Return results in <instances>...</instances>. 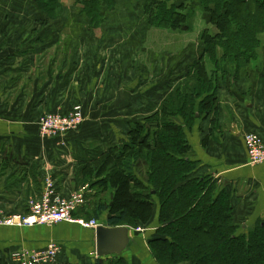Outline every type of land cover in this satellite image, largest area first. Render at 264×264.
<instances>
[{
    "label": "crops",
    "instance_id": "crops-1",
    "mask_svg": "<svg viewBox=\"0 0 264 264\" xmlns=\"http://www.w3.org/2000/svg\"><path fill=\"white\" fill-rule=\"evenodd\" d=\"M78 12L72 19L64 6L61 17L49 18L35 0H0V206L6 214H28L29 201L48 179L62 196L89 184L90 211L106 224L110 210L101 206L112 189L101 184L106 169L101 154L121 149L132 124L150 129L167 95L182 88L192 64L203 57L200 39L164 52L152 47L148 27L133 34L131 20H118L125 40L120 45L115 15L105 12L103 24L94 28L81 7ZM258 62L219 75L214 109L183 124L188 156L196 164L191 177L211 176L228 194L239 224L264 221V161L249 163L243 140L248 132L264 138V54ZM76 104L83 113L76 129L40 135L37 123L44 113L66 114ZM152 201L150 223L143 231L132 229L136 243L125 252V264H158L148 246L159 225V200ZM94 230L67 222L0 226V264H11L16 250L41 249L51 240L61 246L55 264H94Z\"/></svg>",
    "mask_w": 264,
    "mask_h": 264
},
{
    "label": "trees",
    "instance_id": "trees-1",
    "mask_svg": "<svg viewBox=\"0 0 264 264\" xmlns=\"http://www.w3.org/2000/svg\"><path fill=\"white\" fill-rule=\"evenodd\" d=\"M35 1L50 18L59 17L65 6L61 8L60 0ZM192 1L154 0L146 9L150 27L192 31L197 12L189 7ZM197 1L205 14L200 19L206 26L197 37L204 45L203 57L192 64L182 88L167 95L160 116L151 117L150 129L135 126L130 147L122 145L113 157L101 154V167H106L101 184L112 189L108 204L101 207L110 210L106 225L145 228L156 196L159 225L148 246L158 264H264V221L236 223L228 194L216 181L209 175L191 177L196 164L188 156L183 125L172 119L180 117L187 125L196 114L210 113L219 77L257 59L264 46V0ZM73 2L99 28L115 0ZM94 264L125 262L113 256L97 258Z\"/></svg>",
    "mask_w": 264,
    "mask_h": 264
},
{
    "label": "built area",
    "instance_id": "built-area-1",
    "mask_svg": "<svg viewBox=\"0 0 264 264\" xmlns=\"http://www.w3.org/2000/svg\"><path fill=\"white\" fill-rule=\"evenodd\" d=\"M83 120L81 105H74L66 114L59 112H46L38 122L39 132L43 137H57L76 129ZM248 161L257 164L264 161V138L255 132L243 135ZM88 185H83L67 196L56 192L52 181L46 180L45 185L36 199L29 201V213L6 214L0 206V226L7 227H31L35 225L51 226L61 222L77 223L84 228H95L99 222L96 218L84 220L75 218L74 212L83 207L86 200V192H90ZM136 230L143 231L140 227ZM61 246L55 241H49L41 249L21 248L9 255L11 264H53L60 253Z\"/></svg>",
    "mask_w": 264,
    "mask_h": 264
},
{
    "label": "rangeland",
    "instance_id": "rangeland-1",
    "mask_svg": "<svg viewBox=\"0 0 264 264\" xmlns=\"http://www.w3.org/2000/svg\"><path fill=\"white\" fill-rule=\"evenodd\" d=\"M60 1H61L60 2L61 8L63 5L68 7V16L71 15V18L74 19L76 16V12L79 11V5H76L73 2L75 0H60ZM153 1L154 0H115L114 5H113L114 8L112 11H110V16L115 15V17L117 19V27L115 29V34H116L115 39L117 40V43H119L121 45L123 43V41H125V40H123L124 39L123 38L124 37V34H123L124 31L122 30L121 26L118 23V20H120V19L121 20H131L133 34H136V35H139L142 33L141 29H143L144 27L145 28L148 27V29H149L148 36L151 40L152 47H157L159 49L163 48L164 52H166V50L172 51V52L176 51V50L178 51L181 48L185 47L188 42L197 41V37H198L199 32L203 29L204 26H206L205 23L200 19L205 14L201 11L199 2L197 0H193L189 5V7H191V8L193 7L195 9H197L196 17L194 18V22H193L194 23L193 28H192V31H190V32H181L178 30L177 31H171V30H166V29H159V28L150 27L149 16L147 15L146 9H147V6L149 7L153 3ZM181 2H182V0H177V3H181ZM62 14H63V8L61 10L59 17H61ZM66 17H67V15H66ZM206 19H208V16L206 17ZM67 32L70 33L71 29L68 28ZM130 44L132 45V49L136 51V49H135L136 47H134V43L131 40H130ZM117 49H119V46H117ZM116 53H117V56L121 55L120 51H118V50ZM263 54H264V46H261V48L259 49V52H258L257 59L254 60V62H252V63L250 62L249 66L258 64L259 63L258 60H259V58H262ZM117 62H119V60ZM138 69H139V67L137 68V70ZM132 93H133V95H135L134 96L135 98L140 97V91L139 90H132ZM172 119L178 123H181L182 125L184 124L178 118H172ZM38 122H39V120H38ZM135 126H137V129H141V126L139 125V123L132 124L131 129H133ZM40 135H41V133H40ZM122 140H123L122 145H126L127 147H130V141L135 140V138L134 137L133 138L128 137V138L122 139ZM139 141H140V138H138V139L136 138V143H139ZM135 147L140 149L141 152L142 151L145 152V149L143 148V146L135 145ZM84 185H86V184H84ZM87 185L89 186L87 190H89L90 185L89 184H87ZM89 193L90 192H88V191L86 192V199H87L86 201L87 202L85 203L83 208L81 207V209H83V212L78 213V217H75V218H82L84 220H90L91 218L96 216L95 211H90V209H91L90 208L91 207L90 202L91 201H90V198L88 199ZM84 208H87V209H84ZM73 216H74V214H73ZM103 224H105V223H103ZM135 229H137V228H135ZM137 231H139V230H137ZM59 254L56 256L53 264L56 263V260L59 256Z\"/></svg>",
    "mask_w": 264,
    "mask_h": 264
},
{
    "label": "water",
    "instance_id": "water-1",
    "mask_svg": "<svg viewBox=\"0 0 264 264\" xmlns=\"http://www.w3.org/2000/svg\"><path fill=\"white\" fill-rule=\"evenodd\" d=\"M94 232L97 258L109 255L123 257L128 247L136 243L132 228L126 225L110 226L99 223Z\"/></svg>",
    "mask_w": 264,
    "mask_h": 264
}]
</instances>
